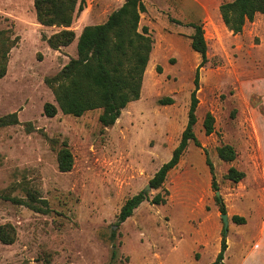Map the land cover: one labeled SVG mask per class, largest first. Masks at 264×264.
Returning <instances> with one entry per match:
<instances>
[{
	"label": "rangeland",
	"instance_id": "1",
	"mask_svg": "<svg viewBox=\"0 0 264 264\" xmlns=\"http://www.w3.org/2000/svg\"><path fill=\"white\" fill-rule=\"evenodd\" d=\"M143 1L140 29L148 27L154 44L141 98L115 125L104 127L102 110L82 117L61 110L53 118L44 115L45 104L58 107L46 79L77 57L76 39L52 49L47 39L62 28L40 24L33 0H0V30L19 37L0 79V118L16 113L20 122L0 128V227L15 230L12 244L0 240V264H211L221 248L222 205L230 222L224 264H240L254 245L264 201V15L233 34L219 10L232 0ZM124 2L86 0L69 29L77 38L86 26L105 23ZM190 23L203 26L208 46L194 129L201 147L190 142L163 187L145 192L187 126L201 62L191 48ZM164 98L174 103L161 105ZM207 113L215 118L211 135L203 128ZM64 142L74 157L66 173L58 168ZM222 144L235 148V161L219 158ZM231 167L246 178L228 180ZM31 189L47 202L37 207L48 212L5 198L28 203ZM141 192L147 200L119 222L122 206ZM158 194L164 205L152 203ZM235 215L248 223L235 224Z\"/></svg>",
	"mask_w": 264,
	"mask_h": 264
},
{
	"label": "trees",
	"instance_id": "2",
	"mask_svg": "<svg viewBox=\"0 0 264 264\" xmlns=\"http://www.w3.org/2000/svg\"><path fill=\"white\" fill-rule=\"evenodd\" d=\"M37 20L47 27L62 28L47 39L52 49H60L71 45L76 34L69 28L72 26L76 14L84 11L86 0H33ZM146 11L143 0H125L124 4L112 12L103 24L86 26L77 42V57L72 58L62 70L46 83L52 88L58 107L52 103L44 106V115L53 118L61 110L65 115L82 117L87 112L102 110L99 122L104 127L115 125L122 111L127 106L140 100L144 76L153 50L154 40L148 27L140 29L141 15ZM220 13L225 26L233 34H240L247 22H253L258 14L264 15V0H232L220 6ZM180 23L179 21H175ZM187 26L194 29L191 48L200 54L201 62L196 70L194 89L191 93V103L188 122L181 135L178 146L174 149L171 159L164 163L150 181L152 189L163 187L168 173L176 168L186 152L190 142L197 147L201 143L196 137L197 108L199 99L197 92L200 88V70L208 63V46L205 32L200 24L190 23ZM19 41L13 37L12 30H0V79L7 73L8 54ZM161 68H158L160 72ZM161 105H172V98L160 99ZM16 113L0 118V128L19 124ZM206 135L215 131V118L207 113L203 122ZM219 158L225 162L236 160L237 152L232 145L222 144L217 148ZM207 164L212 175V186L218 190L215 179L214 165L207 155ZM74 166V157L67 142L58 151V168L60 172H70ZM246 178V174L231 167L227 179L237 184ZM16 204H26L32 210L46 213L47 210L38 208L36 204H47L37 191L28 190L29 202L5 197ZM217 201L221 199L216 197ZM147 196L141 192L128 199L122 206L119 222H125L134 211L145 201ZM153 204L164 205L165 197L158 194L152 200ZM221 212L226 214L222 205ZM235 224H245L246 219L233 216ZM0 240L4 244L15 241V230L11 225L0 227ZM228 248L225 231L222 232L220 252L211 264H224V255Z\"/></svg>",
	"mask_w": 264,
	"mask_h": 264
},
{
	"label": "crops",
	"instance_id": "3",
	"mask_svg": "<svg viewBox=\"0 0 264 264\" xmlns=\"http://www.w3.org/2000/svg\"><path fill=\"white\" fill-rule=\"evenodd\" d=\"M219 10H220V8H219ZM257 16L260 17V16H263V15L258 14ZM257 16L255 17L256 19L258 18ZM255 20L253 22H247V23H250L253 26H255V24L257 25ZM245 26H244V28H245ZM80 35L81 34L77 35V38L75 40L76 42H78V38H79ZM247 223H245V224H247ZM229 224H230V222H229ZM245 224H241V225H245ZM257 228H258L257 238H256V240L254 242V245L251 246V249L246 251V254L243 256V259H242L240 264H264V201H263V204L261 206V216H260Z\"/></svg>",
	"mask_w": 264,
	"mask_h": 264
},
{
	"label": "water",
	"instance_id": "4",
	"mask_svg": "<svg viewBox=\"0 0 264 264\" xmlns=\"http://www.w3.org/2000/svg\"><path fill=\"white\" fill-rule=\"evenodd\" d=\"M149 189H152V187L150 185L147 186L145 192L147 190H149ZM216 196L220 197V192L219 191L216 192ZM221 217H222L223 223H224V231L227 234L228 230H229V216H228V214H222Z\"/></svg>",
	"mask_w": 264,
	"mask_h": 264
}]
</instances>
